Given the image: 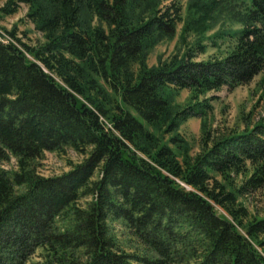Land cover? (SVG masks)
I'll return each instance as SVG.
<instances>
[{"label": "trees", "instance_id": "1", "mask_svg": "<svg viewBox=\"0 0 264 264\" xmlns=\"http://www.w3.org/2000/svg\"><path fill=\"white\" fill-rule=\"evenodd\" d=\"M166 1L0 0V264H264V214L247 204L264 188V0H191L195 43L150 65L183 21ZM22 3L33 42L1 25ZM224 15L241 27L211 44L231 49L196 59ZM257 76L244 128L211 127L208 94ZM68 149L83 155L68 171H39Z\"/></svg>", "mask_w": 264, "mask_h": 264}, {"label": "rangeland", "instance_id": "2", "mask_svg": "<svg viewBox=\"0 0 264 264\" xmlns=\"http://www.w3.org/2000/svg\"><path fill=\"white\" fill-rule=\"evenodd\" d=\"M183 5V21L179 23L177 28V33L173 38H166L160 41L151 51L149 56V64H156L158 62L159 56L162 55L163 58H171L176 54L182 47L186 48L188 45L193 46L196 40V35L192 32L188 35L186 45L183 44L182 32L184 27V20L188 18V7L191 4V0H176ZM5 2V0H3ZM169 2L166 1L165 3ZM164 3V5H165ZM27 5L22 3L19 10L13 14L6 15L2 21L1 25L6 29H12L17 25V32L23 40L28 42H33L41 37L40 32L35 28L34 24L26 18ZM225 17L218 21L216 26L209 29L205 34L207 37L204 40V44L207 45L205 52H199L196 59H208L210 57L216 56L220 57L224 55L226 50L231 48L227 47V43L224 42L222 46H214L211 44V35H214L219 29H238L241 24L231 15H224ZM223 43V40L221 41ZM257 76L249 84H241L235 87L224 86L219 90L212 91L208 95H217V97L212 100L213 109L209 112L210 116L208 118V123L211 127H216L218 130L222 129H242L245 126V118L248 114L249 108L253 105L259 94ZM191 98V93L189 89H181V91L176 96V102L181 106L188 105ZM202 118L199 115L191 116L186 122L182 124L181 131L189 140L192 151L196 152L201 146V139L203 136L202 132ZM83 158V155L76 153L72 149L66 150V152L61 153L58 151H46L45 156L41 159L39 163V171L45 175H58L65 171H68L74 162H77ZM12 163L15 165V160L13 158ZM11 163V164H12ZM8 167H11L8 164ZM251 212L259 211V214H264V188L253 194L247 201ZM123 231L121 230L120 235ZM37 256H33L26 264H32Z\"/></svg>", "mask_w": 264, "mask_h": 264}]
</instances>
